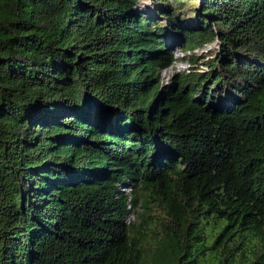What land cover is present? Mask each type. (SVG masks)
<instances>
[{
	"label": "trees",
	"instance_id": "16d2710c",
	"mask_svg": "<svg viewBox=\"0 0 264 264\" xmlns=\"http://www.w3.org/2000/svg\"><path fill=\"white\" fill-rule=\"evenodd\" d=\"M136 1L0 0V264H264V0Z\"/></svg>",
	"mask_w": 264,
	"mask_h": 264
},
{
	"label": "rangeland",
	"instance_id": "374dc122",
	"mask_svg": "<svg viewBox=\"0 0 264 264\" xmlns=\"http://www.w3.org/2000/svg\"><path fill=\"white\" fill-rule=\"evenodd\" d=\"M200 0H186L184 3V6L182 10L186 14L185 17H183L182 21H191L195 23V13L192 11L193 6H199ZM136 6L139 11L144 12L145 14H155V15H160L155 8V1L154 0H137L136 1ZM190 7L192 9H190ZM182 11V12H183ZM162 21H165L164 16H159ZM170 31V30H169ZM172 32V31H170ZM174 34V35H172ZM176 33L172 32L170 33L169 36H166V42L168 47L171 49L174 59L170 64L167 66L161 68L159 70V78L161 83H171L172 76L175 72L177 71H182V70H189L194 67L197 69H207L206 62L209 61L212 57H215L216 54L220 50V42L218 38H215L214 40L210 41H205L202 45H199L198 47L195 48H185L184 43L181 39V35H175ZM178 36V37H177ZM191 50H195L196 54L198 55V58L196 61L192 62L189 59V54H191ZM122 184V183H121ZM123 188L129 189L130 186H128L127 182L126 184L123 183L122 185ZM141 208H138V211H140ZM133 214H130V218H133ZM129 218V219H130ZM135 219L138 220V212L136 213ZM205 226L208 230L209 228H213V221L210 220L209 222L205 223ZM214 235L208 236L207 241L210 242L213 239Z\"/></svg>",
	"mask_w": 264,
	"mask_h": 264
},
{
	"label": "built area",
	"instance_id": "2783aa9c",
	"mask_svg": "<svg viewBox=\"0 0 264 264\" xmlns=\"http://www.w3.org/2000/svg\"><path fill=\"white\" fill-rule=\"evenodd\" d=\"M124 184H126L125 182H124ZM127 184H128V186H130V184H129V182H127ZM122 185H123V182H122V184H121V187H122ZM123 188V187H122ZM124 189H126V190H129V189H127V188H124ZM130 214H133V213H130ZM130 214H128L126 217H127V220H129V218H130Z\"/></svg>",
	"mask_w": 264,
	"mask_h": 264
}]
</instances>
